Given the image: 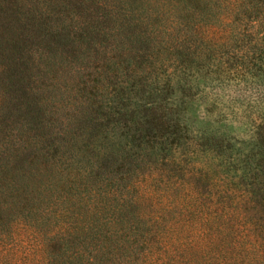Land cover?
<instances>
[{
	"label": "trees",
	"instance_id": "obj_1",
	"mask_svg": "<svg viewBox=\"0 0 264 264\" xmlns=\"http://www.w3.org/2000/svg\"><path fill=\"white\" fill-rule=\"evenodd\" d=\"M74 1L78 19L61 2L52 16L45 9L35 18L40 1L0 0V195L18 202L27 188L18 187L17 178L34 175L37 163L63 181L60 191L50 182L20 207L8 208V215L0 211V264H264V169H256L253 153L216 152L186 137L160 161L141 165L140 143V152L132 153L103 129L101 135L82 133L76 144L80 129L57 118L40 60L76 45V36L94 55L98 83L104 75L115 79L105 91L115 89L116 96L121 87L118 69L100 60L106 53L97 42L122 22L120 15L99 0ZM204 1L190 0L179 12L148 8L147 47L138 51L146 66L172 67L170 74L179 67L220 71L225 25L204 18ZM181 51L192 59L178 56ZM126 147L129 161L111 168V153ZM78 177L85 184L77 185Z\"/></svg>",
	"mask_w": 264,
	"mask_h": 264
},
{
	"label": "rangeland",
	"instance_id": "obj_2",
	"mask_svg": "<svg viewBox=\"0 0 264 264\" xmlns=\"http://www.w3.org/2000/svg\"><path fill=\"white\" fill-rule=\"evenodd\" d=\"M18 1L24 4L30 0ZM99 1L113 8L122 21L111 24L113 32H107L108 35L97 42L106 53L100 60L105 62L106 57L118 69L116 77L119 80H116L120 81L119 89L123 91L117 88L118 95L115 96L114 85H111L112 91L109 88L105 91L108 83H114L111 74L100 76L101 83H98L99 75L93 67L94 55L77 36L76 45L69 44L68 50H62L60 55L50 54L40 60L52 84V103L58 106L57 118L77 131L80 129L76 144L81 142L82 133L101 135L103 129H109L116 141L132 147V153L140 152L137 145L140 143L145 156L139 163L148 165L163 159L166 151L178 142L192 137L216 152L253 153L256 169H264V0H221V7L217 0L204 1L209 8L204 18L212 23L223 19L225 25L222 35L226 53L222 55L220 65L216 64L221 71L217 74L180 67L170 74L172 67L168 71L158 65L148 67L138 54L147 47V26L143 20L148 8L158 10L166 5L179 12L190 4V0ZM33 2H39L33 7L35 18L45 9L52 16L57 12L53 6L59 2L73 11L70 18L78 19L81 15L74 0ZM50 17L48 24L57 27L56 19L52 21ZM70 18L66 19L67 24ZM125 18L129 19L128 23L123 22ZM156 43L162 45L159 40ZM183 51L178 56L186 54L184 59H192L189 52ZM178 56L174 55V58ZM90 60H93L91 64ZM124 88L131 90L125 94ZM148 91H152L151 99L143 102L140 97ZM108 92L109 96L105 97ZM80 119L85 121L84 127ZM134 138H137L136 143L131 142ZM129 147L118 155L111 153L114 155L111 168L119 170L118 165L129 161V154L125 153L130 151ZM109 151H115L114 147L109 146ZM100 161L104 163V160ZM134 166L135 163L130 162L129 167L136 168ZM31 169L34 175L17 178L18 187L27 188L25 194H19L18 202H23L26 197L34 198L33 194L50 182L57 191L63 187L62 179L51 177L40 163ZM76 180L77 185L86 181L81 177ZM18 202L0 195V211L8 215V208L21 206ZM2 221L0 217V223Z\"/></svg>",
	"mask_w": 264,
	"mask_h": 264
}]
</instances>
